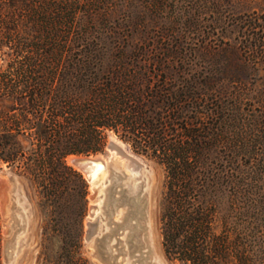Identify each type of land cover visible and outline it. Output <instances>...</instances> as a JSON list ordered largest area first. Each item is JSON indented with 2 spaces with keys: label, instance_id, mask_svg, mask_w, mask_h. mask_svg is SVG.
<instances>
[{
  "label": "trees",
  "instance_id": "1",
  "mask_svg": "<svg viewBox=\"0 0 264 264\" xmlns=\"http://www.w3.org/2000/svg\"><path fill=\"white\" fill-rule=\"evenodd\" d=\"M224 1L234 14L233 0H0V162L22 161L20 138L29 157L63 163L115 135L165 167L171 260L264 264V236L217 231L224 195L240 199L249 186L241 155L257 147L264 166V12L227 16L238 42L222 46ZM150 10L162 12L160 38L137 41Z\"/></svg>",
  "mask_w": 264,
  "mask_h": 264
},
{
  "label": "rangeland",
  "instance_id": "2",
  "mask_svg": "<svg viewBox=\"0 0 264 264\" xmlns=\"http://www.w3.org/2000/svg\"><path fill=\"white\" fill-rule=\"evenodd\" d=\"M233 1L232 5L237 7L236 11L234 10V14L253 12L254 10L264 12V0ZM227 2L224 1L223 5V10L226 12L219 14L222 16L220 19L223 18V21L217 28L218 37H215L217 43L222 46L230 43L236 45L238 42L237 33L230 26L232 23L230 22L232 20L231 17L235 16H233V12H229L226 9L228 7ZM150 11L146 12L145 19L151 23V30L138 27V31H143L144 37L139 35L138 31H135V40L137 41L142 39L149 42L151 38H160L158 29L160 24L156 23L157 18L155 16L162 15V12ZM170 14L172 13H164L163 15L170 16ZM212 16L210 12L204 15V22L208 27L206 33L213 32L210 29ZM227 16L230 21H225L228 20ZM205 59L207 62L210 60L209 56H206ZM218 59L221 60V57ZM188 60H192L199 66L206 65L198 53H194L192 58L188 57ZM210 61V63L214 64L212 60ZM2 64L3 60L0 58V65ZM222 64H224V58L221 61ZM241 124L243 123H240V127ZM237 130L236 128H230L228 137L238 138ZM242 136L243 138L246 137L244 134ZM110 139L124 143L126 151L135 156L145 167L140 170L142 176L133 183L142 184L143 192L141 196L144 203L141 206L142 218L140 219L145 222L141 220L138 222L143 226L141 232L143 233L146 247L143 248L141 246L142 250L134 254L132 253L133 247L127 252L128 254L125 252L131 246V241L129 239L126 241L125 239L127 235L126 225L128 223L126 222L111 241L115 258L112 256L108 257L99 239L110 228H115L114 221L122 224L125 219L123 213L126 214V210L124 211V206H121L108 219L106 218V207L104 208L101 205V209L96 213V216L100 215V228L90 241H86L87 223L93 221V218L89 215V207L95 204L94 200H91L93 192L84 174L68 161L73 156L94 157L99 155L120 169L114 163V151L107 148ZM20 142L25 153L21 157L22 161L20 163L18 161L14 165L0 162V180L10 179L14 176L19 180L15 188L12 186L10 189L12 199L8 203L9 208L13 207L15 219L11 220L10 216L3 218L0 207V264H119V262L128 264L129 260L134 261V264H138L139 253L148 256V260L156 262V264H179L168 257L163 245L161 219L163 195L166 190V171L164 166L153 159L136 153L129 144L123 142L115 135L108 138L102 152L91 155H70L65 158L63 163L52 160L45 153L43 156H33L34 158H31L29 157L32 155L30 154V142L25 138H20ZM258 151L260 152L257 147H250L248 152L241 155L239 159L242 168L247 171V174L250 173L248 175L249 186H245V190L240 194V199L234 197L233 188L230 191L228 190V194L224 195L219 208L222 219L217 231L221 232V230L229 228L233 239H235L236 234H241L244 237L249 236V238L252 240L256 239V241L260 236H264V176H261L264 166L261 160L262 156ZM218 155L224 157L221 152ZM213 163L218 165V167L222 164L217 160L213 161ZM122 171L128 177L131 175L128 170L122 169ZM114 172H116L114 168L108 169L97 178L98 196L103 195L97 200V204L105 200L106 194L104 190L114 179ZM15 220H18L19 223L15 224V228L9 235L5 234V225L10 222V226H12ZM16 230L18 231L15 236L14 258L10 261L5 252L6 241L12 238ZM105 239H108V235ZM116 240H125L124 247H121V243H117ZM255 246H257L256 243Z\"/></svg>",
  "mask_w": 264,
  "mask_h": 264
},
{
  "label": "water",
  "instance_id": "3",
  "mask_svg": "<svg viewBox=\"0 0 264 264\" xmlns=\"http://www.w3.org/2000/svg\"><path fill=\"white\" fill-rule=\"evenodd\" d=\"M124 144V143H122ZM107 148L112 151H116L122 156L126 157L130 163H132L135 167L141 168L144 166L136 157L132 156L126 151V148L121 145L120 141L115 139H110L107 145ZM72 166L78 168L85 176L86 180L89 182L91 190L93 194L91 195V200H94L95 204L89 207V215L93 218L92 222L87 223V232H86V241H90L94 235L98 232L99 225V217L96 216L98 210L97 200L102 196H98L99 188L96 187V180L91 176L92 165H106V160L102 156H73L68 160ZM114 179L111 181L110 185L104 190L106 194L105 200L101 202V205L104 206L106 212V218L110 219L111 216L116 212V210L124 206V211L126 210V214L123 213V217L125 218L120 224L119 222L114 221L113 224L115 228H110L106 234H104L100 239V243L103 245V249H105L108 257L112 256L115 258L114 251H112L113 245H111V241L118 234V231L124 227L126 222V230L127 235L125 237L126 241L129 239L131 241V246L128 247V250H125L127 253L131 247H133L132 253H137L141 251L142 248L146 247V243L143 238L142 224L138 221H144L142 218V204L144 203L142 195V184H134V179L126 176L122 170H115ZM19 182L17 177H12L10 179H1L0 180V207L3 218L8 216L11 217V220L15 219V215L13 212V207L9 208L8 203L11 201V187L15 188L16 184ZM117 202H119L117 204ZM10 220V222H11ZM133 220H135L133 222ZM10 222L6 224L5 234L9 235L11 231L15 228V224L19 223L18 220L10 226ZM145 222V221H144ZM119 223V224H118ZM146 224V223H145ZM118 227V228H116ZM21 229V228H20ZM18 230H16L15 234L12 236L10 240L6 241V255L8 260H13L14 258V248L16 245L15 236ZM108 235V239L105 237ZM135 238V239H134ZM116 242L121 243V247H124L125 240H116ZM105 245V246H104ZM128 254V253H127ZM140 259L138 260V264H156V262H151L148 260V256H144L143 253H139ZM121 264V262H119ZM128 264H134V261L129 260Z\"/></svg>",
  "mask_w": 264,
  "mask_h": 264
},
{
  "label": "bare ground",
  "instance_id": "4",
  "mask_svg": "<svg viewBox=\"0 0 264 264\" xmlns=\"http://www.w3.org/2000/svg\"><path fill=\"white\" fill-rule=\"evenodd\" d=\"M121 145L125 147L124 144H122V142L120 141ZM114 163L120 168H116V166H113V163L106 160V165L102 166V165H92V169H91V176L93 179L97 180V178L99 177V175L105 171H107L108 169L111 170V168H114L115 170H128L130 172V178H133L134 181L138 180L142 174H141V168H145L144 166L141 168L135 167L132 163H130V161L122 156L121 154H119L118 152L114 151ZM135 157V156H134ZM70 159V158H69ZM135 173L137 174L135 176ZM101 202H98V210L101 209ZM97 210V211H98ZM150 222V221H149ZM149 224V223H148ZM151 227V226H150ZM157 261V260H156ZM161 262V261H160ZM164 262V261H163ZM165 264V263H164Z\"/></svg>",
  "mask_w": 264,
  "mask_h": 264
}]
</instances>
